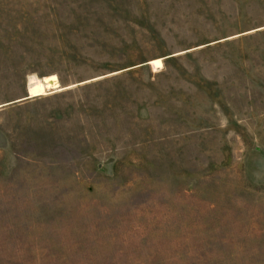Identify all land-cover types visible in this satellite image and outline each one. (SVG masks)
Returning <instances> with one entry per match:
<instances>
[{
  "label": "rangeland",
  "instance_id": "obj_1",
  "mask_svg": "<svg viewBox=\"0 0 264 264\" xmlns=\"http://www.w3.org/2000/svg\"><path fill=\"white\" fill-rule=\"evenodd\" d=\"M0 264H264V0H0Z\"/></svg>",
  "mask_w": 264,
  "mask_h": 264
},
{
  "label": "bare ground",
  "instance_id": "obj_2",
  "mask_svg": "<svg viewBox=\"0 0 264 264\" xmlns=\"http://www.w3.org/2000/svg\"><path fill=\"white\" fill-rule=\"evenodd\" d=\"M58 86L59 82L54 74L44 76L42 78L31 75L27 81V89L30 96L41 94L46 90L56 88Z\"/></svg>",
  "mask_w": 264,
  "mask_h": 264
},
{
  "label": "water",
  "instance_id": "obj_3",
  "mask_svg": "<svg viewBox=\"0 0 264 264\" xmlns=\"http://www.w3.org/2000/svg\"><path fill=\"white\" fill-rule=\"evenodd\" d=\"M27 97H29V95Z\"/></svg>",
  "mask_w": 264,
  "mask_h": 264
}]
</instances>
